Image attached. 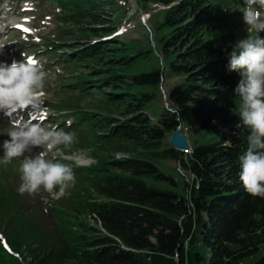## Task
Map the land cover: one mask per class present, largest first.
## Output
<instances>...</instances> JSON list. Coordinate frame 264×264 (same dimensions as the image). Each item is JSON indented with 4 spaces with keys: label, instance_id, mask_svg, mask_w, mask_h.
<instances>
[{
    "label": "trees",
    "instance_id": "1",
    "mask_svg": "<svg viewBox=\"0 0 264 264\" xmlns=\"http://www.w3.org/2000/svg\"><path fill=\"white\" fill-rule=\"evenodd\" d=\"M52 1L67 11L63 20L98 21L104 39L122 44H94L64 57L99 59L103 50H118L104 67L110 75L101 80L117 78L125 85L109 93L123 103L124 118L108 126L106 118L93 121L80 114L76 123L97 131L100 140L116 141L118 147L125 143L118 151L129 155L111 162L118 172L102 164L81 169L86 185L75 196L77 206L71 201L72 210L90 221L60 223L48 234L51 243L28 251L30 264H245L251 258H256L251 264H264V198L248 195L239 181L248 129L237 127L234 89L240 77L228 70L224 50L230 38L224 32L226 11L242 0H139L165 10L156 29L163 32L159 43L166 63L132 74L149 51L130 53L113 32L116 21L107 25L110 19L95 13L106 0ZM166 70L177 82L165 95L168 106L152 122L147 105L160 96ZM224 123L229 126L221 130ZM179 126L196 137L188 153L166 143ZM167 160L178 162L185 173L183 194L175 190L178 180L157 164ZM16 217L40 230L24 212Z\"/></svg>",
    "mask_w": 264,
    "mask_h": 264
},
{
    "label": "rangeland",
    "instance_id": "2",
    "mask_svg": "<svg viewBox=\"0 0 264 264\" xmlns=\"http://www.w3.org/2000/svg\"><path fill=\"white\" fill-rule=\"evenodd\" d=\"M114 2L113 6L106 0L96 6L98 8L95 7V13L106 20L110 19L106 21L107 25H111L113 20L116 21L117 29L113 32H117L119 40L127 44L130 53L139 49L149 51L146 58L132 68L130 74L165 67L166 61L161 58L159 43L163 32L156 29L165 10L139 0ZM236 4L239 6L226 11L229 14L225 18L224 32L230 37L224 44L227 52L231 51L230 47L226 48L227 45L248 35L247 26L242 21L245 1ZM67 14V11L52 0H0V46H3L0 48V62L10 64L13 60L27 58L42 66L46 73L42 104L0 113V145L9 138L7 132L10 121L19 118L33 123L38 121L44 126H57L74 132L78 138V143L70 149L61 147L49 153V158L71 165L75 172V185L63 195L44 191L34 195H21L17 191L20 184L19 158L7 166L0 165V264H30L28 251L39 244L47 246L51 243L52 238L48 234L56 232L60 223L66 225L79 219L89 220L72 210L73 203L77 206L76 194L86 185L81 169L102 164L111 171L118 172L117 168L111 167V162L129 155L118 151L122 146L126 148L125 143L118 147L116 141L100 140L96 138L97 131H86L76 123L80 114L92 118L93 121L106 118L108 126L117 122L114 120L124 118L123 103L111 100L109 93L117 90L118 86L122 88L125 85L117 78L104 82L101 80L110 75L104 67L110 66L111 63L107 60L118 50H103L104 54L99 59H72L79 50L94 44L109 48H119L122 44L119 45L109 38L104 39L99 27L101 23L98 21L89 18L79 22L63 20ZM260 35L264 36V33ZM65 55L72 57L70 61ZM164 78L158 91L160 96L147 105V114L152 122L157 120L163 107L168 106L165 95L177 82L169 76L167 70ZM227 126L229 123L222 124L221 130ZM186 135L189 146H194L196 137L189 132ZM170 136L168 134L166 143ZM132 150V154L136 155V148L133 147ZM2 154L0 148V156ZM157 164L161 171L178 180L175 190L183 194L182 181H186V176L182 168L179 171L178 162L167 160ZM158 186L167 187L165 184ZM6 199L11 200V203L8 204ZM13 204L15 207H12ZM21 212L27 217L30 216L40 230L28 226V220L23 217V221L19 223L16 215ZM255 260L256 258L247 259L244 263L251 264Z\"/></svg>",
    "mask_w": 264,
    "mask_h": 264
},
{
    "label": "clouds",
    "instance_id": "3",
    "mask_svg": "<svg viewBox=\"0 0 264 264\" xmlns=\"http://www.w3.org/2000/svg\"><path fill=\"white\" fill-rule=\"evenodd\" d=\"M242 21L248 35L226 46L231 48L228 70L240 77L234 89L241 121L237 127L248 129V146L239 156L238 175L248 195L264 198V36L260 35L264 33V0H245ZM45 77L42 66L27 58L0 62V113L42 104ZM7 136L0 145V165L19 158V194L63 195L75 185L72 166L49 158L53 150L70 149L78 143L74 132L19 118L10 121Z\"/></svg>",
    "mask_w": 264,
    "mask_h": 264
},
{
    "label": "water",
    "instance_id": "4",
    "mask_svg": "<svg viewBox=\"0 0 264 264\" xmlns=\"http://www.w3.org/2000/svg\"><path fill=\"white\" fill-rule=\"evenodd\" d=\"M170 145L180 151V152H185L186 150L189 149V144L187 139L181 134V128L180 126L177 127L171 134L170 139H169Z\"/></svg>",
    "mask_w": 264,
    "mask_h": 264
},
{
    "label": "bare ground",
    "instance_id": "5",
    "mask_svg": "<svg viewBox=\"0 0 264 264\" xmlns=\"http://www.w3.org/2000/svg\"><path fill=\"white\" fill-rule=\"evenodd\" d=\"M183 134H184V133H183ZM184 135H185V134H184ZM185 136H187V135H185ZM185 152H187V153L190 152V149L186 150Z\"/></svg>",
    "mask_w": 264,
    "mask_h": 264
},
{
    "label": "built area",
    "instance_id": "6",
    "mask_svg": "<svg viewBox=\"0 0 264 264\" xmlns=\"http://www.w3.org/2000/svg\"><path fill=\"white\" fill-rule=\"evenodd\" d=\"M185 153V152H184Z\"/></svg>",
    "mask_w": 264,
    "mask_h": 264
}]
</instances>
